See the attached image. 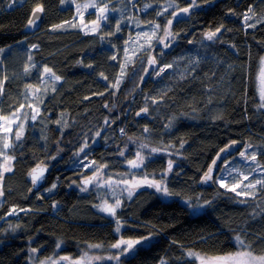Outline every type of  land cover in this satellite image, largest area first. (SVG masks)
<instances>
[{"label":"trees","instance_id":"1","mask_svg":"<svg viewBox=\"0 0 264 264\" xmlns=\"http://www.w3.org/2000/svg\"><path fill=\"white\" fill-rule=\"evenodd\" d=\"M202 1L196 0L197 4ZM91 2L75 0L62 5L60 0H22L10 7L8 0H0V48L5 49L0 54V79L8 77L0 95V115L11 114L21 103L27 108L26 85L38 88L45 66L61 77L43 97L38 96L37 119L25 124L23 136L10 149L15 157L13 170L1 181L0 264H28L32 248L38 250L39 257L112 252L110 245L118 237L116 218L124 224V237L135 239L154 233V239L139 247L133 257H123L120 264H160L162 259L167 264H197L185 255L187 250L207 255L232 253L239 249L233 239L238 233L247 234L246 242L252 245L255 255L264 254V189L257 186L256 199L239 203L244 197H237L218 183L214 182L212 188L199 185L213 157L231 141L241 146L226 158L227 168L240 171L231 172L226 185L231 187L242 180L241 173L248 175L256 166L238 157L247 144L253 145L247 154L255 153L264 168V110L259 107L257 89L259 58L264 56V0H212L203 9L193 8L190 14L173 21L170 30L177 39L168 48L154 41L149 52L137 51L118 89L111 85L126 61L125 41L135 32L132 23L159 24L160 31L172 19L171 11L177 9L158 16L160 6L169 0H132V4L128 0H104L120 11L110 13L101 28L91 34L80 29L76 15V4ZM190 2L175 0L179 8ZM37 3L44 7L41 23L37 28H28L27 21ZM145 4L152 7L144 9ZM94 11L88 9L83 19L94 20ZM245 14L252 17L248 23L255 27H245ZM117 20L121 21L119 32ZM64 21L77 27L51 30L52 25ZM221 25L224 27L216 39H205L207 30L215 31ZM32 44L39 47L29 51ZM148 54L160 67L174 66L159 76V67L150 70L141 85ZM29 55L37 66L25 74ZM113 55L117 60L111 59ZM152 99L158 103L152 104ZM141 107H147L148 114L135 120L134 113ZM169 121L172 126L165 128ZM145 127L150 131L145 133ZM98 131L101 135L97 137ZM85 141L89 147L84 157L95 162V168L85 170L84 175L107 165L102 170L105 174L134 172L155 178L167 170L171 159L173 170L165 182L179 195L163 198L156 190L142 187L131 198L123 197L116 218L99 212L96 205L101 193L92 185L88 191L80 190L82 176L77 172L83 167L76 164L74 154ZM140 141L153 148L171 147L176 155L159 152L150 156L147 150L136 148ZM121 150L125 152L123 157L119 155ZM135 150L146 155V166L131 170L125 163L135 157ZM40 161L50 166V174L45 187L28 198V171ZM223 167L224 161L218 175ZM260 179H264V171L258 169L243 183ZM53 184L56 187L47 193L45 190ZM189 198L194 204L205 200L212 203L193 213L182 203ZM12 205L24 211L5 219ZM58 242L62 244L59 248ZM89 244L102 247L89 248Z\"/></svg>","mask_w":264,"mask_h":264},{"label":"snow or ice","instance_id":"2","mask_svg":"<svg viewBox=\"0 0 264 264\" xmlns=\"http://www.w3.org/2000/svg\"><path fill=\"white\" fill-rule=\"evenodd\" d=\"M75 3V0H60V3L63 5L65 3ZM205 2L207 3L208 0H205ZM17 3H22V0H8V4L9 6H14ZM129 4H132V0H128ZM102 5V6H101ZM198 5L196 4V0H191L190 3H188L187 7L184 8H179V6L175 3V0H169V2L167 3V5L165 6H160L162 8L161 11L157 12L158 16H163L166 13L169 12V10L176 8V11H171V16L172 19L168 20V26L164 29L165 32V37L166 38H170L167 42L164 39H160V43L163 44L164 48H168L170 46V42L172 40H176L177 39V35H174L171 32V25L173 23L174 20H178L180 19L182 16L186 15V14H190L191 10L195 7H197ZM152 6L150 4H145L144 5V9H149ZM95 9L96 12V20L91 22V28L89 29L87 25L84 26V30L87 33L88 31H90L91 33H96L100 28H101V24L102 22H106L109 19V14L112 12H117L120 11V9L117 8H113L110 7V3H104V0H92L91 3H87V4H76V15L79 16L81 18V20L83 19L84 13L88 11V9ZM83 9V10H82ZM44 12V7L42 4L37 3L35 7L32 8L31 10V16L29 17L28 21H27V25L26 27L28 28H33L35 26L38 25L39 19H40V14ZM248 12H253V9L251 8V6L248 9ZM253 15H255V13H253ZM252 17L245 14L244 16V20H245V27H255V24H250L248 23L249 20H251ZM260 20H257L256 23H260ZM139 26V25H137ZM66 27H77L76 24L72 23L71 21H64L61 24H56V25H52L51 30L55 31L57 29H63ZM150 27L152 28V34L148 35V33H144V35L147 37V47L151 46V43L154 39H157L156 37V32L160 29V25L159 24H152L150 22ZM224 26L221 25L220 27L216 28L215 31H210L205 33V39L209 40V41H213L214 39L217 38V33L221 32V29ZM121 30V21L117 20L116 22V32H119ZM115 33H109V35H114ZM103 39V37H101ZM23 43V41L21 42ZM130 43V41H125V44L128 45ZM189 43H192V41H189ZM39 45L38 44H32L31 48L29 49V51H31V49H36L38 48ZM5 49L0 48V54L4 53ZM138 52H143L146 51V46L145 45H141V47L139 49H137ZM125 52V56H126V61L125 63L121 64V72L120 75L116 78L115 84L111 85L114 88H119L120 83L122 82V80L124 79V76L126 74L127 71V66L129 64H131L133 62L132 60V56H129V49L126 46L124 49ZM136 53L134 52L132 55L134 56ZM112 60H117V56L113 55L111 57ZM32 61V56L29 55L28 56V62L25 64L24 67V72L25 74H28L29 72H31V70L33 68H35L37 65L34 63H31ZM0 63H2V61H0ZM191 63L195 64L197 63V61H191ZM148 64L151 67L152 70H154L155 68L159 67V71L156 72V75L159 76L161 75V73H164L166 69L168 68H172L174 65L173 64H166L163 67H160L157 64V59L155 57L150 56L148 58ZM261 64L264 65V57H261ZM88 67H92V65H88ZM150 72V68L146 67L144 68V73L145 74H149ZM135 74V73H133ZM103 79L108 80L107 76H104L103 73L100 74ZM8 79V77L5 75L3 77V79H0V95L3 94V90H4V81H6ZM61 79L60 76L56 75V73L49 67L45 66L43 69V73L41 74V83H45L47 80H52L53 83L59 81ZM144 77L141 76V80H143ZM55 89L53 88V91ZM45 94H46V89H45ZM25 99L27 100L29 97H38L41 95V89L40 88H34L32 85H26V89H25ZM99 95H103V93H99ZM85 99H88V97H85ZM163 98L161 97V100ZM260 100L261 103L259 105V107L264 108V68H262V74H261V90H260ZM43 101L41 100L40 103H42ZM152 104H157L158 101L156 99H152L151 101ZM25 103H21L19 105L18 108L15 109V111H13L11 113L10 116H3L0 115V132H3L5 134L4 139H3V144H2V148H0V157H3L4 159V164L0 165V168H2V171H0V180L3 179L4 173L5 172H11L13 169L10 166L11 161L15 158L14 156H8L7 155V150H9L10 148L13 147L12 143L9 141L8 139V135L9 133L13 132V125H16V130H15V139L17 141H19L21 139V137L23 136V128H24V124L23 123H18V121L20 120L21 114L23 109H25ZM105 108H108V105L105 104L104 105ZM27 108L31 109V113H30V118L31 120L35 121L39 115V107L38 106H34L32 103H28L27 104ZM149 111V109L147 107L142 108L139 112L136 113L137 116H140L141 114H147ZM24 118L27 119L29 116V113H23ZM57 123H60V121H57ZM105 124H108V120L107 118L105 119ZM172 126L171 121H169L168 124L165 125V128H170ZM121 133L124 132V129L120 130ZM150 129H148L147 127L144 128V132L147 133L149 132ZM101 133L98 131L96 133V136H100ZM95 139V137H93V140ZM238 142L237 141H231L230 144H226L223 148H221L217 153H216V157L212 160V163L208 166L207 171L203 174V176L201 177V183L207 184L209 182H215L218 183L219 186L221 188H228L231 192H234L236 194L237 197H244V199L239 200V203H246L247 199H256L257 198V193H258V188L257 186H259L260 189H264V179H260V180H256L255 183H249V184H244V181H247L249 178V175H251L252 172L257 171L258 169L261 171H264V168L261 167V165L258 163L257 161V156L255 153H253L252 155H248L247 152L249 149H251L253 147V145L251 144H247L245 145V149L243 151H241L239 153L240 158L243 159L246 163L247 162H251L252 164H255L256 166L251 168V170L249 171L248 175H242V180L238 181L237 183L233 184L231 187H229V185H226L224 183V180L226 178H231V172H239V169L233 168V169H228L227 165L229 164V161L227 159L224 160V167L221 169V173H228L227 176L222 175V174H216L215 173V169L217 167H219V161L223 158V154L230 152V149L233 148ZM87 147V141H85V144L80 148V150L75 153L74 155L79 156L81 152L85 151V148ZM140 149H144L147 148L148 145L147 144H141ZM181 147H183V143L181 144ZM163 151V149H158V148H152L150 150L149 155H151L152 153H157ZM120 156H125V152L123 150L120 151L119 153ZM55 157H53L54 159ZM146 161V157L144 155L141 154L140 151H137L136 153V159L134 160H129L127 161L129 168L130 169H140L142 167H145ZM95 164V162H90V163H83V167L84 168H90ZM107 168V165H100L97 168V173L96 175L89 177L88 179L83 181V186L81 187V191H88L89 190V186L93 185L96 187H106L109 191L108 193H106V195H110L113 200L115 201L114 204H109L107 202V200L104 201V203L102 205H100L99 207L101 208V210L103 212L108 213L109 215H111L112 217L116 218L117 217V209H119L122 205H121V199L119 198L120 194L118 193L117 189L119 188L120 183H123L124 187L121 190V192H127V195L129 198L132 197L133 192L137 189L140 188L142 186H144L145 184L148 187L151 188H155L156 192L162 194L165 197H170V196H178L179 193H175L169 190V188L167 187L166 184V178L169 172H171L173 170V161L170 159L168 161V167L167 170L165 172H163L161 174V179L160 180H156V179H152V180H147V178L145 177V179L143 181H135L133 180V182H129V180L125 179L122 182H117V181H113L111 178H109V180L107 181H103L98 180L97 177L100 176L102 177V172L101 169ZM44 171L45 168L40 167L39 165L32 169L31 172L29 173L30 177H31V181L33 186H36L40 180L43 179V175H44ZM56 185L53 184L52 188H55ZM52 188L47 189L46 191H51ZM29 191H31V189H29ZM3 191L0 190V196H3ZM197 200L200 199V197L196 198ZM185 205L193 212H197L198 210L210 205L212 203V201H208L205 200L203 203H193L191 198L186 199L184 201ZM52 207L55 209L57 207V204L54 202ZM259 207V206H257ZM20 211H24V209H21ZM16 213V209H12L11 212L9 214L14 215ZM253 215H256V213L254 212ZM115 223H116V228L115 231L117 233L121 232V228L123 227L122 222L119 218L115 219ZM15 230V229H13ZM153 235L154 233L150 232L148 235L146 236H141L139 238H128L125 239L121 236V238L119 240H117L115 243L110 245V248L112 249H116V254L112 255V256H108L106 257V259L108 260H113L116 261V264H120V261L123 257H133L134 254L137 252V249L141 246H145L147 245L152 239H153ZM247 234L246 233H238L234 236V241H235V245L239 248L242 249V251H238L234 254H229L227 256H217V257H207V256H202L201 254L192 251V250H188L185 255L192 258L194 261H198V264H264V254H260V255H255L253 250H252V245L250 243L246 242L245 236ZM204 238H201L202 242H203ZM258 239H260V237H258ZM57 248L60 247V243H57ZM89 248H100L102 247L101 244H89L88 245ZM31 253L34 255L38 250L35 248H32ZM32 258V257H30ZM35 259H38V257H35ZM69 257H59V259H52V258H48L46 260L40 261L39 264H49V261L51 262V264H64L65 261H69ZM93 259L99 260V259H104L102 257H89L87 252H85L82 256V258L80 260H76L73 261L72 264H91V261ZM160 264H167V262L165 260H161Z\"/></svg>","mask_w":264,"mask_h":264},{"label":"rangeland","instance_id":"3","mask_svg":"<svg viewBox=\"0 0 264 264\" xmlns=\"http://www.w3.org/2000/svg\"><path fill=\"white\" fill-rule=\"evenodd\" d=\"M81 5V4H80ZM95 12V11H94ZM96 13V12H95ZM96 16V15H95ZM94 20H96V18L94 19ZM94 20H91V21H85L84 19H82L81 20V18L78 16V23H79V27H80V29L82 30V31H84L85 32V30H84V26L85 25H87L88 26V28L90 29L91 28V22L92 21H94ZM137 25H139V26H137ZM132 27L133 28H135V32H134V34L132 35V37L129 39V41H130V43L128 44V45H126L127 47H128V49H129V56H132L133 57V53L135 52V53H137V49H139L140 47H141V45H145L146 46V49H148V52L151 50V46L150 47H147V37L144 35V33H148V35H151L152 34V28L150 27V26H142V24L139 22V21H134L133 23H132ZM166 27H164L163 29H161L160 31L158 30L157 32H156V37H157V39H154L153 41H152V43H151V45H153V42L155 41L156 43L158 42L159 43V41H160V39H164L166 42L168 41L167 39L168 38H166L165 37V32H164V29H165ZM87 33H91L90 31H88ZM91 34H93V33H91ZM163 46V45H162ZM151 55L150 54H148V56H147V61H148V58L150 57ZM126 57V56H125ZM261 57H264V56H261ZM261 57L259 58V69H258V77H257V79H258V83H257V86H258V97H259V101H260V103H261V100H260V90H261V74H262V68H264V65H262L261 64ZM147 67L148 68H150V70H152L151 69V67L149 66V64H148V62H147ZM43 73V72H42ZM39 83H40V86L38 87V88H40L41 89V95H40V97H43V95L42 94H44L45 93V89H46V92L49 90V88H51L54 84H56V82L55 83H53V81L52 80H47L45 83H41V75H40V77H39ZM38 101H39V97H29L28 98V103H32L34 106H38L39 107V105H38ZM261 108V107H260ZM262 110H264V108H261ZM22 111V114H21V117H20V120L18 121V123H23L24 124V127H25V124L26 123H29V122H32L33 120H31V118H30V113H31V109H28V108H26V109H23V110H21ZM29 113V116H28V118L27 119H25L24 118V115H23V113ZM11 114H8V115H6V116H10ZM0 123H2V122H0ZM15 130H16V125H13V132L12 133H9V134H7L8 135V139H9V141L12 143V145H14L16 142H17V140L15 139ZM23 133H24V128H23ZM4 136H5V134L3 133V132H0V148H2V144H3V139H4ZM97 141V140H96ZM85 144V142H83L79 147H78V149H77V151H76V153L80 150V148L83 146ZM141 144H145V142H143V141H140L139 143H137L135 146H136V148H138V149H140V145ZM89 147V144H88V142H87V147L85 148V151L84 152H81L80 153V155L79 156H76V155H74V159H76L75 160V162H78V163H76L78 166H81L80 164H82V167H83V163H90V161H86V158L84 157V154H85V152H86V150H87V148ZM153 147H147V148H144L145 150H147L149 153H150V150L152 149ZM11 149V148H10ZM10 149L9 150H7V155L8 156H11V154H10ZM159 149V148H158ZM161 149H163V151H160V152H164V153H166V154H171L172 156H175L176 155V152H172V149H171V147H166V148H161ZM137 150V149H136ZM135 150V157H133L132 159H130V160H134V159H136V153H137V151ZM141 152V154L142 155H144L143 153H142V151H140ZM159 152H157V153H152L150 156H153L154 154H158ZM178 154H180L179 153V151H178ZM144 156H146V155H144ZM238 157L240 158V155H238ZM13 161V160H12ZM12 161H11V164L10 165H7V166H10L11 168H12ZM5 162H4V159H3V157H0V165H3ZM125 165H127L128 167H129V165H128V163H127V161H126V163H125ZM95 168V165L94 166H92V167H90V168ZM90 168H84L83 167V169H80V170H78V172H77V174L79 175V174H81V176H83L84 175V171L85 170H88V169H90ZM131 170H136V169H131ZM0 171H2V168H0ZM221 172V171H220ZM5 173H8V172H5ZM4 173V174H5ZM220 174H222V175H225L226 176V174L227 173H220ZM145 177L147 178V180H152V179H156V180H160L161 179V176H158V177H155V178H153V177H148V176H146V175H138V174H135L134 172H132L130 175L129 174H126V175H118V176H114L113 174H105L104 173V171L102 172V177H100V176H98L97 177V179L98 180H103V181H107V180H109V178H111L113 181H117V182H122L123 180H125V179H127V180H129V182H133V180H135V181H143L144 179H145ZM1 181L2 180H0V190H1ZM224 182H225V180H224ZM123 187H124V185H123V183H120V185H119V188L117 189V191H118V193L120 194V196H119V198L121 199V201H122V199H123V197L124 198H126V199H129V197H128V195H127V192H121V190L123 189ZM142 187H148L146 184L144 185V186H142ZM142 187H140V188H142ZM44 188V187H43ZM50 188V187H49ZM140 188H137L136 190H138V189H140ZM149 188H151V187H149ZM92 189H94V190H97V191H99L100 193H101V195H102V197H101V199H100V201H99V203L96 205V210H98L99 212H101V213H103V214H105V215H107V216H109V217H112L111 215H109L108 213H106V212H103L102 210H101V208L99 207L100 205H102L103 203H104V201L105 200H107V202L109 203V204H114V200H113V198L110 196V195H106V193H108V189L106 188V187H96V186H93L92 185ZM152 189H154L155 190V188H152ZM47 190V189H46ZM45 190V191H46ZM52 190H53V188H52ZM51 190V191H52ZM135 190V191H136ZM50 191V192H51ZM134 191V192H135ZM134 192H133V194H134ZM47 193H49V191H47ZM160 194V193H159ZM160 196L161 197H163V198H166L165 196H163L162 194H160ZM2 196H0V203H1V201H2ZM182 203H184V201H182ZM185 204V203H184ZM12 209H16V213L14 214V215H12V214H9L10 212H11V210ZM200 210H198L197 212H199ZM197 212H195V213H197ZM20 213V208L19 207H17L16 205H12L11 207H9L8 208V210H7V212L5 213V216H4V218L5 219H7V218H10V217H15V216H17V214H19ZM122 225H124L123 224V222H122ZM115 228H116V226H115ZM122 229V228H121ZM116 232V231H115ZM116 234L118 235V237H117V240H119L120 238H121V232L120 233H117L116 232ZM123 238H125V239H128L127 237H124V236H122ZM154 239V238H153ZM116 240V241H117ZM115 241V242H116ZM60 243V247L62 246V244H61V242H59ZM111 249V251L112 252H107V253H105V254H103V255H93V254H91V255H89L88 254V256L89 257H102V258H104V259H99V260H96V259H93L92 261H91V264H116V261H113V260H108V259H106V257H108V256H112L113 255V252L114 251H116V249H112V248H110ZM31 250V249H30ZM29 250V254H28V257H27V262H28V264H39V262L40 261H43V260H46V259H48V258H52V259H59V257H69L70 259H69V261H65L64 262V264H72V262L73 261H76V260H80L81 258H82V256L83 255H80V256H78V257H70V256H67V255H62V254H54V255H50V256H47V257H39L38 255H37V253H35L34 255L31 253V251ZM189 250H192V249H189ZM188 251V250H187ZM186 251V252H187ZM192 251H195V252H197V253H199V254H201L202 256H207V257H217V256H227V255H229V254H234V253H236V252H238V251H242V249H238L237 251H235V252H232V253H226V254H220V255H207V254H204V253H201V252H199V251H196V250H192ZM30 257H32V258H30ZM35 257H38V259H35ZM188 257V256H187ZM188 258H190V257H188ZM49 264H51V262L49 261ZM197 264H198V261H197Z\"/></svg>","mask_w":264,"mask_h":264},{"label":"water","instance_id":"4","mask_svg":"<svg viewBox=\"0 0 264 264\" xmlns=\"http://www.w3.org/2000/svg\"><path fill=\"white\" fill-rule=\"evenodd\" d=\"M210 3H211L210 1H208L207 3H206V2L201 3V4H199V5L197 6V8H198V9H203V8L209 6ZM30 16H31V15H30ZM41 20H42V13L40 14V19H39L38 25L35 26V27H33V28H37V27L39 26V24L41 23ZM207 32H210V31L207 30L205 33H207ZM204 37H205V35H204ZM142 76L144 77V79H143V80H140V84H141V85H142L143 82L145 81L147 74L143 73ZM142 108H144V107H141V108H139L138 110L135 111V113H134V119H135V120H140V119H143V118H145V117L147 116L148 113H147V114H141L140 116H137V115H136V113L139 112ZM229 144H230V143H229ZM240 146H241V144L238 142L233 148L230 149V152H227V153H224V154H223V158L219 161V167H217V168L215 169V173H216V174L218 173L219 168H220V165H221V163L223 162V160H225V159L228 158V157H231V156L233 155V153H234L237 149L240 148ZM215 157H216V155L213 157V159H214ZM213 159H212V160H213ZM212 160H211V162L209 163V165L212 163ZM38 165H39L40 167L45 168V171H44L43 179L40 180L39 183H38L36 186H33L32 181H31V177H30L29 173L31 172L32 169L36 168ZM209 165H208V166H209ZM207 169H208V167H207ZM207 169L205 170V172L207 171ZM102 170H103V169H101V172H102ZM205 172H204V173H205ZM96 173H97V170L94 171V172H92V173H90V174H87V175L82 176V177L79 179V183H80V185L83 186V181L86 180V179H88L89 177H92V176L96 175ZM204 173H203V174H204ZM49 174H50V166H49L48 164L43 163L42 161L38 162L36 165H34L33 167H31V168L29 169V171H28V175H27V176H28V180H29V187H28V190H27V197H28V198L31 197V196H32L34 193H36L37 191L41 190L43 187H45V185H46V183H47V178H48ZM202 176H203V175H202ZM202 176H201V177H202ZM199 185H200V187H202V188H212V187L214 186V182H209V183H207V184H204V183H201V178H200ZM90 186H91V185H90ZM90 186H89V187H90ZM29 189H31V191H29Z\"/></svg>","mask_w":264,"mask_h":264},{"label":"flooded vegetation","instance_id":"5","mask_svg":"<svg viewBox=\"0 0 264 264\" xmlns=\"http://www.w3.org/2000/svg\"><path fill=\"white\" fill-rule=\"evenodd\" d=\"M208 1H211V0H208ZM218 1V0H217ZM196 4H197V2H196ZM153 57V56H152Z\"/></svg>","mask_w":264,"mask_h":264},{"label":"built area","instance_id":"6","mask_svg":"<svg viewBox=\"0 0 264 264\" xmlns=\"http://www.w3.org/2000/svg\"><path fill=\"white\" fill-rule=\"evenodd\" d=\"M121 132V131H120ZM123 134V133H122Z\"/></svg>","mask_w":264,"mask_h":264}]
</instances>
